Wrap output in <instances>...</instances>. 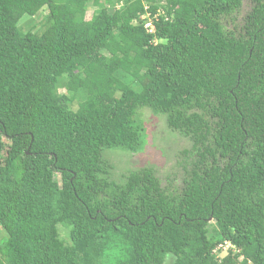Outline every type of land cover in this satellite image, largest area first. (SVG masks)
<instances>
[{
  "label": "trees",
  "instance_id": "trees-1",
  "mask_svg": "<svg viewBox=\"0 0 264 264\" xmlns=\"http://www.w3.org/2000/svg\"><path fill=\"white\" fill-rule=\"evenodd\" d=\"M243 4L0 0V264H264V0ZM146 108L191 143L178 186L113 176Z\"/></svg>",
  "mask_w": 264,
  "mask_h": 264
},
{
  "label": "rangeland",
  "instance_id": "rangeland-1",
  "mask_svg": "<svg viewBox=\"0 0 264 264\" xmlns=\"http://www.w3.org/2000/svg\"><path fill=\"white\" fill-rule=\"evenodd\" d=\"M252 8V0H244L240 18H243ZM94 8L88 10L87 18L93 14ZM44 12V14H43ZM35 16L34 21H41L45 17L46 11ZM29 17H25L21 22L24 24ZM240 20V19H239ZM141 118L147 129V138L144 149L138 153L127 151H111L108 158L113 164V176L122 177L130 171H136L144 167L153 168L162 184L180 185L182 183L184 162L182 151L190 148L191 143L178 132L172 131L166 124L165 116L156 115L149 108L141 112ZM61 234L67 238L66 231L61 228ZM168 264L173 263L169 258Z\"/></svg>",
  "mask_w": 264,
  "mask_h": 264
},
{
  "label": "built area",
  "instance_id": "built-area-1",
  "mask_svg": "<svg viewBox=\"0 0 264 264\" xmlns=\"http://www.w3.org/2000/svg\"><path fill=\"white\" fill-rule=\"evenodd\" d=\"M161 13L162 12L160 10L159 13L156 14L154 18H152L150 16V14H147L146 16H142V18H147V17L149 18V20L146 22L145 26L148 28V30L150 32L155 31L156 27H155L154 19H158ZM219 248H221L223 250H227L230 248V244L228 242L221 243L217 249H219Z\"/></svg>",
  "mask_w": 264,
  "mask_h": 264
},
{
  "label": "clouds",
  "instance_id": "clouds-1",
  "mask_svg": "<svg viewBox=\"0 0 264 264\" xmlns=\"http://www.w3.org/2000/svg\"><path fill=\"white\" fill-rule=\"evenodd\" d=\"M225 242H228V243L230 244V248H229V249H232L233 251H237L236 247H235L231 242H229V241H225ZM223 243H224V242H223ZM218 247H219V246H218ZM218 247H217V248H218ZM229 249H227V250H223V249L219 248L218 251L221 250V253H220L219 256L224 257V256L228 253ZM216 250H217V249H216ZM218 251H217V252H218ZM243 258H244L243 256L240 257V259H243Z\"/></svg>",
  "mask_w": 264,
  "mask_h": 264
}]
</instances>
